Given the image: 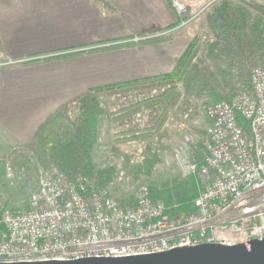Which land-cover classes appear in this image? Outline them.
<instances>
[{"label":"built area","instance_id":"1","mask_svg":"<svg viewBox=\"0 0 264 264\" xmlns=\"http://www.w3.org/2000/svg\"><path fill=\"white\" fill-rule=\"evenodd\" d=\"M172 5L181 26L190 22L184 1ZM202 109L208 119L202 160L192 158L186 143L175 153L184 171L202 183L194 211L170 216L149 185L139 187L130 202L83 173L45 172L28 208L2 209L0 262L138 256L263 239L264 65L251 69L249 86L230 100Z\"/></svg>","mask_w":264,"mask_h":264},{"label":"crops","instance_id":"2","mask_svg":"<svg viewBox=\"0 0 264 264\" xmlns=\"http://www.w3.org/2000/svg\"><path fill=\"white\" fill-rule=\"evenodd\" d=\"M172 3L0 0V59L18 61L0 68V173H41L29 154L40 129L90 89L173 71L193 36L175 26ZM41 149L39 161L52 165Z\"/></svg>","mask_w":264,"mask_h":264},{"label":"trees","instance_id":"3","mask_svg":"<svg viewBox=\"0 0 264 264\" xmlns=\"http://www.w3.org/2000/svg\"><path fill=\"white\" fill-rule=\"evenodd\" d=\"M242 1L221 0L207 12L205 26L211 36H193L173 71L140 81L92 88L68 108L52 114L39 135L53 167L70 176L83 173L105 186L113 180V167L96 172L94 165V153L101 143V118L106 115L101 96L159 89L156 94L151 95L147 91L140 100L111 111V121L120 127L115 142H151L156 137L162 139L171 109L189 105L193 99L210 102L230 100L237 89L248 87L251 68L256 64L264 65V3ZM252 8L257 12L254 13ZM184 19L189 17L186 15ZM181 23L180 17L175 26ZM55 58H34L21 64H39ZM235 70L239 72L238 77L234 75ZM139 114H145L148 120L143 125L129 127L128 123L134 122ZM203 154L201 141L194 148L193 157L200 162ZM161 160L160 149L148 143L146 151L132 164V173L135 176H139L137 173L150 176ZM201 186V180L196 175H177L161 187L155 184L149 187L151 196L162 199L169 208L170 216L177 217L195 210L194 200Z\"/></svg>","mask_w":264,"mask_h":264},{"label":"rangeland","instance_id":"4","mask_svg":"<svg viewBox=\"0 0 264 264\" xmlns=\"http://www.w3.org/2000/svg\"><path fill=\"white\" fill-rule=\"evenodd\" d=\"M220 1L184 0L188 7L187 16L191 17L190 22L184 26V29L188 33L191 32L192 36L199 34L203 35L204 38L210 37L211 34L207 32L205 26L206 14ZM234 1L237 3L244 2L242 0ZM253 3L261 5L264 0H254ZM252 10L254 13L257 12L256 9L252 8ZM203 53L205 57V52ZM10 61H13V63H9ZM16 62L18 61L11 57L1 58L0 68ZM210 66L213 68V65ZM234 75L238 77L239 72L235 70ZM147 91L151 95L160 92L157 88L153 90L139 89L131 91L127 95L114 94L100 97L106 109V115L101 118V143L94 153V165L96 172L109 169L110 167L114 168L113 180L107 186L116 197L123 201L131 202L136 191L142 185L150 186L155 184L161 187L174 176L188 177L192 175L184 171V166L176 159L175 153L177 154V150H181L185 143L187 144V149L195 148L202 141L205 135V127L208 124V119L202 107L210 101L193 99L189 105H182L179 108L170 110L162 139L156 137L151 142L148 140L125 143L115 142V135L120 130V127L111 121V111L119 110L132 102L140 100ZM147 120L145 114H139L134 119V122L128 123V125L129 127L136 124L143 125ZM68 123H70L69 120ZM148 143H152L154 147L160 149L162 160L156 164L155 173L152 175L137 173L139 176H135V173H132V164L139 159L141 153L146 151ZM41 147L43 148V143L40 138L34 146L35 151H32V153L29 151L30 156L32 154L34 158L33 164L38 165L39 170L42 171L41 173H36L33 169L31 173H21V171L20 173H12L11 167H9V173H0V214L5 207L28 208L42 174L45 172H57L53 165H44L43 162L39 161V153L40 151L43 152Z\"/></svg>","mask_w":264,"mask_h":264},{"label":"water","instance_id":"5","mask_svg":"<svg viewBox=\"0 0 264 264\" xmlns=\"http://www.w3.org/2000/svg\"><path fill=\"white\" fill-rule=\"evenodd\" d=\"M0 264H264V238L235 245L205 243L126 257H90Z\"/></svg>","mask_w":264,"mask_h":264}]
</instances>
